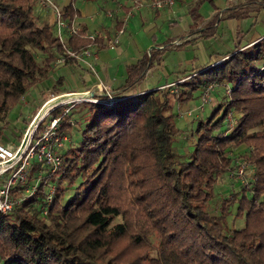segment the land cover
<instances>
[{
    "label": "trees",
    "instance_id": "trees-1",
    "mask_svg": "<svg viewBox=\"0 0 264 264\" xmlns=\"http://www.w3.org/2000/svg\"><path fill=\"white\" fill-rule=\"evenodd\" d=\"M35 1L0 0V141L9 111L47 79L57 59L74 63L67 51L93 43L82 31L65 32L61 43L53 25L35 14ZM74 1L60 9L68 27L76 15ZM204 2L212 4L195 0L188 10L189 34L211 38L220 21L244 16L215 8L211 20L195 30ZM246 3L264 8V1ZM152 61L151 49L127 68L118 93H109L114 101L103 102V92L94 94L95 103H72L67 113L59 107L50 114L60 116L56 133L68 137L76 108L83 121L79 140L59 151L53 173L33 162L26 182L12 189L20 202L0 214V264H264V37L243 49L235 46L218 67L192 70L173 92L158 88L120 96L144 78ZM61 83L58 78L56 94ZM212 84L208 98L219 90V101L225 100L198 120L193 150L183 160L173 147L179 134L174 102L203 98ZM42 131L40 124L37 133ZM239 147L246 184L217 211H208L214 186L238 165L231 151ZM49 186L54 192L42 215ZM232 214L244 218L241 227L228 225Z\"/></svg>",
    "mask_w": 264,
    "mask_h": 264
},
{
    "label": "crops",
    "instance_id": "crops-1",
    "mask_svg": "<svg viewBox=\"0 0 264 264\" xmlns=\"http://www.w3.org/2000/svg\"><path fill=\"white\" fill-rule=\"evenodd\" d=\"M153 1L156 0H75L76 15L72 25L79 28L85 35L97 38L90 47V52L96 55V59L92 61V70L88 68L90 58L87 57L75 60L71 64L55 65L53 70H59L61 74L52 79L47 86L37 89L32 97L30 94L25 96L28 103L23 105L32 109V117L43 102L42 95L55 86L58 78L62 79L61 85H58V88H62V91H59L61 93L68 92L67 90L84 93L93 90L98 83L106 86L110 94L118 93L117 89L127 77V68L152 49V66L144 78L132 89L119 94L120 96L137 95L158 88H170L173 92L174 84L181 82L182 78L192 70L218 67L227 55L235 51V46L243 49L264 37V8L258 4H247L246 0H228L225 7L214 3V9H206L208 10L206 17L201 13L205 2L202 3L198 8L202 20L195 30L211 20L215 8L217 10L234 9L235 12L244 14L241 18L220 21L213 37L207 39L200 37L199 33L189 34L193 21L188 10L195 0H173L171 5L159 9L150 6ZM261 1L264 0H258V2ZM54 2L57 5L60 4L59 8L62 9L69 4L70 0H54ZM135 2L142 5L136 6ZM34 12L37 17L53 25L52 17L48 12L37 11L35 8ZM130 24L136 32L128 31ZM163 25L167 27V36L161 32ZM122 26L123 32L118 37V44L113 49L108 48L106 39L112 38ZM53 29H55L54 25ZM157 32L164 40L159 41ZM141 33L148 35L151 40L148 52L141 51L138 43L137 36ZM169 40H173L172 45L161 49L162 44ZM182 49L193 51V56L177 59L173 51ZM94 94L99 93L94 91ZM66 95L70 94L66 93ZM215 97L210 95L209 105L216 104L219 98L217 95ZM32 117L30 118L28 114L24 119L28 123Z\"/></svg>",
    "mask_w": 264,
    "mask_h": 264
},
{
    "label": "built area",
    "instance_id": "built-area-1",
    "mask_svg": "<svg viewBox=\"0 0 264 264\" xmlns=\"http://www.w3.org/2000/svg\"><path fill=\"white\" fill-rule=\"evenodd\" d=\"M173 3V0H156L150 3L152 8H162L163 6H168ZM136 6H141L139 2H135ZM35 10L48 12L53 20L55 36L62 43L64 38V33L67 32L68 35L77 34L80 32V29L76 26L71 25L67 26L66 22L62 18L61 10L55 4L54 0H36L35 1ZM130 15V13H128ZM124 26V25H123ZM123 26L118 29L115 35L112 38L106 39V46L110 49L115 48L118 44V37L123 32ZM90 40L94 42V36H87ZM91 44L87 45L85 48L81 49L79 52L67 51L69 57L74 58L75 60H82L84 58H90L88 60V67H91L92 61L96 59V55H93L90 52ZM64 58L57 59V64H62ZM92 68V67H91ZM92 70V69H91ZM215 85L208 86L207 93L203 96V101L206 102L208 98V91H211ZM95 88L99 92L106 93L108 96L107 101L112 102L115 98L109 96V89L106 86H103L101 83L96 84ZM88 92V91H87ZM85 93V92H84ZM72 94V93H68ZM63 95H57L53 92H47L43 96V102L36 112V114L29 121L27 129L25 130L23 137L18 145L11 146L7 142L0 141V214L10 212L19 202L20 199L12 197L11 191L16 185H23L26 182V172L31 163L37 162L43 164L49 169L51 173L61 163V157L59 151L65 146L68 141L67 136H60L56 133L58 127V122L60 116L51 117L50 114L60 106L71 105L74 100L81 102H90L95 103L97 100L92 98H87L81 95H76L74 98H61ZM56 97L55 101L48 105L50 98ZM64 106L63 114L67 113L69 108ZM43 125V131L40 136H38L37 128L38 126ZM239 166L236 171V176L242 177L245 174L246 166L245 163H238ZM239 179V178H238ZM241 184H246V179L238 180ZM36 189V186H30L26 188L25 194H32ZM54 192V187L49 186L46 188V196L44 203L41 205L40 210L42 215H46L47 208L50 204L52 195Z\"/></svg>",
    "mask_w": 264,
    "mask_h": 264
},
{
    "label": "rangeland",
    "instance_id": "rangeland-1",
    "mask_svg": "<svg viewBox=\"0 0 264 264\" xmlns=\"http://www.w3.org/2000/svg\"><path fill=\"white\" fill-rule=\"evenodd\" d=\"M214 1V2H213ZM227 2L228 0H212V4L210 2H205L204 4V9L201 10L202 15H204L206 17L208 10L206 9H214V3L215 5H222V7L227 6ZM56 4V3H55ZM57 5V4H56ZM58 8L61 6L60 4L57 5ZM60 9V8H59ZM132 27V24H130L128 31L130 32H136V30ZM161 32L164 33V35H168V30L166 25H163ZM139 33V32H137ZM157 37H159V41L164 40V38H162L161 34H159V32L156 33ZM124 37V36H123ZM137 40L138 43L141 47V51L143 52H148L150 45H151V40L149 39L148 35L146 34H139L137 36ZM170 53V52H169ZM172 55V53H170ZM173 54L175 56H177V59L180 58H190L191 56H193V51H186L184 49L182 50H177V51H173ZM37 58L40 59L41 55L40 53H37ZM179 58V59H180ZM92 67V65H91ZM91 67H88L90 70L92 69ZM61 72L59 70H53L50 75L47 77V79H45L44 81H42L41 83H39L38 85H36L31 92L29 93L30 96L32 97L33 93H35V91L39 88H43L45 86H47L52 79H55V77H57L58 75H60ZM54 77V78H53ZM160 82H158L159 84ZM99 84V83H98ZM103 85V84H102ZM104 86V85H103ZM55 87V86H54ZM60 91H62V88H59ZM68 92H60L59 95H63L66 93H74V94H81L82 92H71L69 90H67ZM91 91L94 93V91L98 92L99 94H97L98 96H100L102 93L97 91L96 88H94L93 90L91 89ZM46 92H53L54 88L52 87L51 89L45 91ZM216 95L221 96L219 93V90H216ZM58 95V94H57ZM44 96V95H42ZM196 96V95H195ZM215 98V97H214ZM28 99H31L30 97H28ZM55 99V98H52ZM50 98V100H52ZM222 100L224 99V96L221 97V100L218 102L221 103ZM107 100H104L103 102H106ZM27 100L26 98H22L20 101V104H18L17 106H15L14 108L11 109V111H9L8 115H7V122L8 125L6 127V129L3 131V141L7 142L9 145L11 146H15L18 145L23 137V134L25 132V130L27 129L28 123L26 122L27 120L24 119L26 115L29 114V117H32V109L26 108L23 104H27ZM74 103H78V101L74 100ZM82 103V102H81ZM173 103V102H172ZM210 100L209 98H206V102L204 103L202 98H197L194 97V99L192 101H190L187 104L181 105V106H177L174 102V106H173V112L177 114L178 118H176L175 120V125L179 130V134L176 137L174 143H173V147L175 149V151L181 156V158L184 160L186 157V154L188 152H191L193 150V143L195 140V129L198 123V120H205L206 118H208L210 116V114L214 111V107L215 105H209ZM65 106V105H64ZM64 106H60V109L63 111L65 108ZM59 108V107H58ZM77 109L75 108V110H73V112L71 113V117L73 119V121H76L78 124L76 126V122L72 123V133L71 135H68V141L65 145L69 146L72 143H75L79 140V130L83 127V121H82V115L80 112L76 111ZM226 129V125L224 124L222 126V130ZM41 132L38 134V136H40ZM20 135V138L18 139ZM72 140V141H71ZM66 146V147H67ZM243 147H239L233 151H231V155L232 157H234L236 165L238 164V159L237 157L242 154L243 152ZM242 165L239 166V164L237 165V167H235L232 171L228 172L225 176L222 177V179H220L216 185L214 186V198L209 202V206H208V211H217L219 208V204L220 202L227 196H230L231 194H233L237 188L238 185L241 184L238 180H244V178L246 179L247 176L244 175L241 178L236 176V171L238 169V167H241ZM245 174H247V171H245ZM243 185V184H242ZM233 210V209H232ZM234 213V212H233ZM243 221L244 218H236L233 219V214L231 216L228 217V225L234 227V228H239L243 225ZM152 242L155 243V238L152 239Z\"/></svg>",
    "mask_w": 264,
    "mask_h": 264
},
{
    "label": "water",
    "instance_id": "water-1",
    "mask_svg": "<svg viewBox=\"0 0 264 264\" xmlns=\"http://www.w3.org/2000/svg\"><path fill=\"white\" fill-rule=\"evenodd\" d=\"M76 95H81V96H84V97H87V98H92L94 96V93L92 91H88V92H85V93H81V94H70L68 96H61V98H65V97H69V98H74Z\"/></svg>",
    "mask_w": 264,
    "mask_h": 264
},
{
    "label": "bare ground",
    "instance_id": "bare-ground-1",
    "mask_svg": "<svg viewBox=\"0 0 264 264\" xmlns=\"http://www.w3.org/2000/svg\"><path fill=\"white\" fill-rule=\"evenodd\" d=\"M65 96H68V95H65ZM55 99L50 100L49 103H48V105L51 104V103H53L55 101Z\"/></svg>",
    "mask_w": 264,
    "mask_h": 264
}]
</instances>
